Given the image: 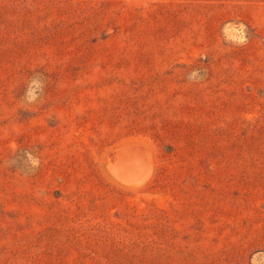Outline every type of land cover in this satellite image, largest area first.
<instances>
[{"label":"rangeland","instance_id":"rangeland-1","mask_svg":"<svg viewBox=\"0 0 264 264\" xmlns=\"http://www.w3.org/2000/svg\"><path fill=\"white\" fill-rule=\"evenodd\" d=\"M0 264H264V0H0Z\"/></svg>","mask_w":264,"mask_h":264}]
</instances>
